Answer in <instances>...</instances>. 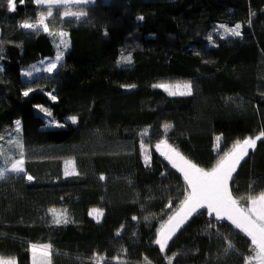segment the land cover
I'll use <instances>...</instances> for the list:
<instances>
[{
    "label": "trees",
    "instance_id": "1",
    "mask_svg": "<svg viewBox=\"0 0 264 264\" xmlns=\"http://www.w3.org/2000/svg\"><path fill=\"white\" fill-rule=\"evenodd\" d=\"M14 2L10 11L0 0V168L19 159L9 144L19 139L34 179L9 173L0 180V256L32 264L23 244L35 243L51 244V264H95L98 256L101 264H169L170 257L171 264H245L250 239L206 213L159 250L157 231L186 184L155 145L167 139L207 169L236 140L264 130V0H94L76 6L87 13L79 19L61 17L56 6L46 23L68 34L69 47L53 72L31 79L21 68L55 55L59 37L20 27L46 6ZM236 24L241 35L226 36L221 26ZM163 82H191L192 95L153 87ZM73 115L76 124L67 119ZM47 117L64 126H47ZM217 136L227 146L221 152ZM66 159L78 174L65 176ZM230 187L238 198L264 191V139ZM93 208L102 211L99 220L89 215ZM50 209L69 222L55 224Z\"/></svg>",
    "mask_w": 264,
    "mask_h": 264
},
{
    "label": "snow or ice",
    "instance_id": "2",
    "mask_svg": "<svg viewBox=\"0 0 264 264\" xmlns=\"http://www.w3.org/2000/svg\"><path fill=\"white\" fill-rule=\"evenodd\" d=\"M23 0H21V3ZM37 5H47L46 12L42 11L39 17L34 23L23 22L20 27L23 29H29L38 31L42 28L44 32L49 33L55 37H59V43L56 45L57 53L54 61L48 64L44 69L49 73L53 72L59 62L63 58V51L60 50L61 45L64 49L69 47V41L65 39L67 33L64 31H50L49 24L46 20L53 16V6H65L63 11V17H74L79 19L85 16L87 13L84 11H72L70 5L88 4L92 0H34ZM10 11H15L16 5L14 0H8ZM143 19V17H139ZM223 27L224 34L226 36H240L241 25L236 24L234 27ZM211 40V37H209ZM125 63H130V57L124 58ZM37 70L38 69H34ZM26 76H31L32 72L27 71L24 73ZM155 88H162L169 95H192L191 82H178L175 84L159 83L153 85ZM32 89L24 92L25 96L29 95ZM52 100H55V96H51ZM41 112H44L47 116H52V112L43 107L37 106ZM72 124H76L78 118L76 116H69L67 118ZM57 127H63L62 124H57ZM171 125L165 124L164 128L167 131ZM21 122L15 121V131L20 132ZM142 137L147 135V131L140 134ZM3 139V137H0ZM216 150L221 152L222 148H227L226 145H221V136L216 138ZM264 139V130H261L255 137H245L242 140H236L230 148L226 151H222L214 166L210 168H204L198 166L192 160L183 155L177 148L168 143L167 139L161 140L155 145L156 151L160 153L171 166L182 174L186 187L184 189L183 198L181 199L178 207L173 213L168 216V219L160 225L157 231V238L155 244L159 246V250L164 252L168 247V242L176 234L177 231L185 224L194 214H204L213 217L217 221L227 220L250 239L251 254L245 258V264H264V191L259 193H250L246 197L238 198L233 193V189L230 187V182L233 181L234 173L237 172L241 162L249 155V151H254L257 146V142ZM9 144H12L19 149V159L11 160L6 158V162H10L11 166L6 168H0V180L7 177L9 173L17 175L24 174L28 181H32L34 178L31 175L26 174L24 167V151L22 142L17 140H10ZM140 148L145 153V160H150V156L147 155V146L143 140L140 142ZM4 155V149L0 148V156ZM66 165H71V171L67 168L65 170V176L78 174L75 172V161L70 160L65 162ZM100 179H104L103 176ZM246 200L247 206L240 203V200ZM168 208H173V204L170 201L167 205ZM54 218L55 224L68 223V218L65 213H56L55 209H50ZM96 213L102 215L97 209H93L89 215ZM133 219H137L133 217ZM119 234V233H117ZM229 248H234L229 244ZM32 264H51V244H31ZM227 251V249H226ZM174 257L169 258V264ZM95 264H101L103 257H94ZM119 261V257L115 258ZM0 264H17V261L13 257L5 258L0 256Z\"/></svg>",
    "mask_w": 264,
    "mask_h": 264
},
{
    "label": "rangeland",
    "instance_id": "3",
    "mask_svg": "<svg viewBox=\"0 0 264 264\" xmlns=\"http://www.w3.org/2000/svg\"><path fill=\"white\" fill-rule=\"evenodd\" d=\"M94 0H92V2H93ZM91 3V2H90ZM81 5H85V4H80V5H70L69 7H71V10L72 11H81V10H78V8H76V6H81ZM44 6H46V7H48L47 5H44ZM54 7H56V6H53V8ZM60 7H63L62 8V14H61V17H63V11H64V8H65V6H63V5H61ZM53 21H54V19H53ZM31 23H34V22H31ZM55 26H57L58 27V25H56L55 24ZM66 39V38H65ZM60 50L61 51H63V53H65V51L67 50V49H64L63 48V46L61 45V47H60ZM55 56H56V54L55 55H53V56H47V57H44V58H42V59H40V60H38V61H36V62H34V63H32V64H30V65H28V66H24V67H22L21 68V75H22V77L23 78H26V79H31V78H33V77H35V76H37V75H40V74H42V73H49V72H47V71H44V69L48 66V64L49 63H51L52 61H54V59H55ZM64 56V55H63ZM60 63V62H59ZM59 65V64H58ZM34 69H38V71L37 70H34ZM27 71H31L32 72V75L31 76H26V75H24V73L25 72H27ZM163 83H168V84H175V83H178V82H163ZM192 84V83H191ZM46 124H47V126H56L57 124H61V123H59L58 121H56L55 119H52V118H50V117H47V121H46ZM70 160H72V159H66L65 161H64V171L66 170V168L69 170V171H71V165H66V161H70ZM93 209H97L100 213H102V211L99 209V208H93ZM92 209V210H93ZM92 210H91V212H92ZM95 220H99L100 218H101V215H97L96 213H93L92 215H91ZM211 218H213V217H211ZM214 219V218H213ZM30 244L29 243H24L23 244V247H24V249L25 250H28V249H30Z\"/></svg>",
    "mask_w": 264,
    "mask_h": 264
}]
</instances>
